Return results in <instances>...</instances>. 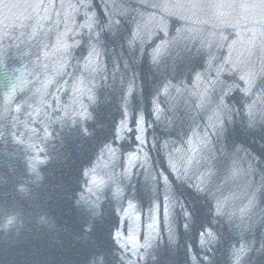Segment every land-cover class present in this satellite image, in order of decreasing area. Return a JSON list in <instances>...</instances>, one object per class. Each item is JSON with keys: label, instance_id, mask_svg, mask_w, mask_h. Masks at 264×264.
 <instances>
[{"label": "water", "instance_id": "95a60500", "mask_svg": "<svg viewBox=\"0 0 264 264\" xmlns=\"http://www.w3.org/2000/svg\"><path fill=\"white\" fill-rule=\"evenodd\" d=\"M0 264H264V0H0Z\"/></svg>", "mask_w": 264, "mask_h": 264}]
</instances>
